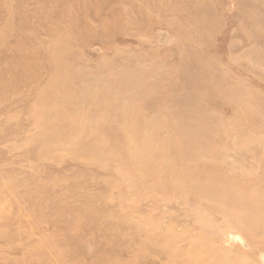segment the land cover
Wrapping results in <instances>:
<instances>
[{"label":"rangeland","instance_id":"obj_1","mask_svg":"<svg viewBox=\"0 0 264 264\" xmlns=\"http://www.w3.org/2000/svg\"><path fill=\"white\" fill-rule=\"evenodd\" d=\"M94 197L104 220L56 216ZM262 246L264 0H0V264Z\"/></svg>","mask_w":264,"mask_h":264},{"label":"bare ground","instance_id":"obj_2","mask_svg":"<svg viewBox=\"0 0 264 264\" xmlns=\"http://www.w3.org/2000/svg\"><path fill=\"white\" fill-rule=\"evenodd\" d=\"M71 203H65L63 207L64 210L63 212L61 211V213L59 215H56L58 218H60L62 220V224H64L65 222H70L72 220V218L77 217L82 219L83 221H88V220H94V221H102L104 220V218L107 216V210L105 208V204L104 201L101 197H94V198H85L82 200H78L76 201L74 204ZM45 215H52L53 213H51L50 211L53 210L47 207H45ZM67 225L68 223H66L64 225L63 228H61L59 230V234L61 236L65 235V231L67 230ZM63 226V225H62ZM117 223H115L114 221L108 225V226H102L98 228V231L100 233H103L106 236H100L101 238H108V237H112V239L114 240L116 239H120L121 236H118V227L116 228ZM85 229L87 230H91L92 227L91 226H86ZM80 230V229H79ZM103 230H105L103 232ZM207 240V239H206ZM221 238H219V236H212L210 237L208 241V243L211 246H216L220 243ZM263 247V246H262ZM264 248V247H263ZM115 251L121 250V246L117 245L116 247H114L113 249ZM260 260L262 263H264V249H262V253L259 256ZM216 262L218 263L217 259L214 258L212 256V254L207 255L206 257H204L202 259L201 264H216ZM111 264H127L126 262L123 261H110Z\"/></svg>","mask_w":264,"mask_h":264}]
</instances>
